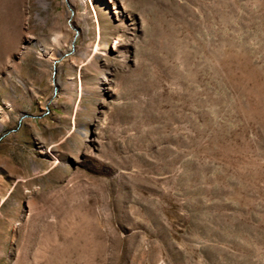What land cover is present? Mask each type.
Masks as SVG:
<instances>
[{
    "label": "rangeland",
    "instance_id": "374dc122",
    "mask_svg": "<svg viewBox=\"0 0 264 264\" xmlns=\"http://www.w3.org/2000/svg\"><path fill=\"white\" fill-rule=\"evenodd\" d=\"M262 110L264 0H0V264H264Z\"/></svg>",
    "mask_w": 264,
    "mask_h": 264
},
{
    "label": "bare ground",
    "instance_id": "6f19581e",
    "mask_svg": "<svg viewBox=\"0 0 264 264\" xmlns=\"http://www.w3.org/2000/svg\"><path fill=\"white\" fill-rule=\"evenodd\" d=\"M260 121H261V133H262V135L260 136L261 144H262L260 158L264 160V110L261 111ZM259 178L260 181L264 184V172L262 171L260 172Z\"/></svg>",
    "mask_w": 264,
    "mask_h": 264
},
{
    "label": "water",
    "instance_id": "95a60500",
    "mask_svg": "<svg viewBox=\"0 0 264 264\" xmlns=\"http://www.w3.org/2000/svg\"><path fill=\"white\" fill-rule=\"evenodd\" d=\"M77 35L78 33L76 32L75 35H74V38L72 40V43H71V47H70V50L69 52L67 53H64L63 55H61L58 59L56 60H53L52 62V69H53V72H52V78L54 79V76H55V71H56V65L61 61L63 60L64 58L68 57L69 55H71L74 51V44L76 42V38H77Z\"/></svg>",
    "mask_w": 264,
    "mask_h": 264
}]
</instances>
